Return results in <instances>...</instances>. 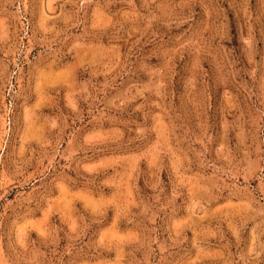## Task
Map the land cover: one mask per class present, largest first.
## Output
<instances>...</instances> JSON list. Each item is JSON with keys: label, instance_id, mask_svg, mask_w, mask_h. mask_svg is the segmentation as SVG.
Wrapping results in <instances>:
<instances>
[{"label": "rangeland", "instance_id": "obj_1", "mask_svg": "<svg viewBox=\"0 0 264 264\" xmlns=\"http://www.w3.org/2000/svg\"><path fill=\"white\" fill-rule=\"evenodd\" d=\"M0 264H264V0H0Z\"/></svg>", "mask_w": 264, "mask_h": 264}]
</instances>
